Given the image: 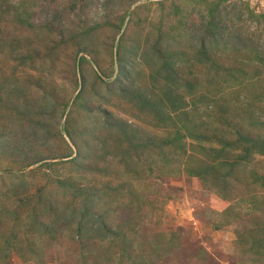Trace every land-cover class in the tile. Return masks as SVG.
Returning <instances> with one entry per match:
<instances>
[{
    "label": "rangeland",
    "instance_id": "obj_1",
    "mask_svg": "<svg viewBox=\"0 0 264 264\" xmlns=\"http://www.w3.org/2000/svg\"><path fill=\"white\" fill-rule=\"evenodd\" d=\"M0 264H264V0H0Z\"/></svg>",
    "mask_w": 264,
    "mask_h": 264
},
{
    "label": "trees",
    "instance_id": "obj_2",
    "mask_svg": "<svg viewBox=\"0 0 264 264\" xmlns=\"http://www.w3.org/2000/svg\"><path fill=\"white\" fill-rule=\"evenodd\" d=\"M239 37H236V40L237 41H239L240 43H241V41H242V39L240 40V39H238ZM190 172L193 174V175H197V176H199V175H201L202 176V172H200V171H196V170H190Z\"/></svg>",
    "mask_w": 264,
    "mask_h": 264
}]
</instances>
